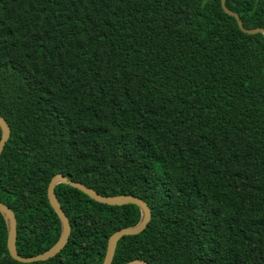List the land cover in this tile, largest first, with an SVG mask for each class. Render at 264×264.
<instances>
[{"label":"trees","instance_id":"16d2710c","mask_svg":"<svg viewBox=\"0 0 264 264\" xmlns=\"http://www.w3.org/2000/svg\"><path fill=\"white\" fill-rule=\"evenodd\" d=\"M227 5L264 28V0ZM0 115L20 256L59 240L48 185L62 174L149 205L112 264H264V34L222 0H0ZM55 193L64 249L14 260L0 212V264H102L110 236L141 220L133 204Z\"/></svg>","mask_w":264,"mask_h":264},{"label":"water","instance_id":"95a60500","mask_svg":"<svg viewBox=\"0 0 264 264\" xmlns=\"http://www.w3.org/2000/svg\"><path fill=\"white\" fill-rule=\"evenodd\" d=\"M222 5H223L224 10L228 14L234 16L238 20L239 26L242 29V31H244L245 33L251 34V35L259 34V33L264 34V28H256V29L246 28L240 15L232 11L228 7L227 0H222ZM0 128L2 131V138L0 140V156H1L4 150V147H5V144L9 140V137L11 135L9 124L7 123L6 119L1 115H0ZM60 183L68 184L82 191L83 193L88 195L91 199L99 203H102V204H107L111 206H123L127 204H133V205L138 206V208L140 209L142 216H141L140 222L136 226L123 228L110 236L108 240L105 259L102 264H112L115 248H116L118 241L124 236L137 235L141 233L147 227L148 223L151 220L152 212H151L149 205L143 199L139 197H136V196L104 197L100 195L99 193H97L94 189H92L91 187H88L87 185L83 183L72 181L62 174H57L51 179L48 185V200L61 222V235L57 243L53 245L49 250L45 251L44 253H41L33 257H22L18 254V250L16 246V241H17L16 216L9 206L0 202V212L6 218L7 225H8V241H7L8 250H9L10 256L14 260H17L22 263L47 261L55 257L58 253H60L64 249L66 244L68 243L69 236L71 233V224H70V221L67 215L62 210L60 202L55 193V188ZM127 264H150V263H148L147 261L143 259H135V260L128 262Z\"/></svg>","mask_w":264,"mask_h":264}]
</instances>
